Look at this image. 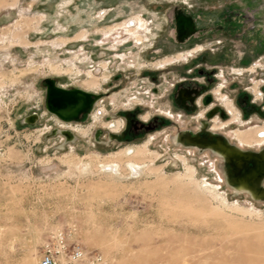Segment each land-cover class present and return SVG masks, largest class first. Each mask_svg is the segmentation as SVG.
I'll return each instance as SVG.
<instances>
[{
  "label": "rangeland",
  "instance_id": "rangeland-1",
  "mask_svg": "<svg viewBox=\"0 0 264 264\" xmlns=\"http://www.w3.org/2000/svg\"><path fill=\"white\" fill-rule=\"evenodd\" d=\"M48 80L92 106L59 120ZM261 131L264 0H0V264L55 231L105 264H264V198L181 139L261 155Z\"/></svg>",
  "mask_w": 264,
  "mask_h": 264
},
{
  "label": "bare ground",
  "instance_id": "bare-ground-1",
  "mask_svg": "<svg viewBox=\"0 0 264 264\" xmlns=\"http://www.w3.org/2000/svg\"><path fill=\"white\" fill-rule=\"evenodd\" d=\"M251 133L254 134L253 131ZM253 134L252 137L251 135H249V138V136H244L239 133L237 137L241 142L249 145L252 144L251 142L254 140V143L260 141V139L254 137ZM181 139H186L188 142L196 143L201 146L204 145L215 148L217 152L222 154L225 160H231V164H229V166L232 169V181H234L235 183V190L239 193L247 192L254 197L264 198V188L261 186V182L264 177V155H254L253 153L243 152L241 151L243 149H241L239 152H234L224 144L218 143L217 146H215L210 140L201 139L200 137H192L190 134H183ZM248 161L252 162V166H249ZM127 165L129 171L133 174L138 171L137 165L133 163H128ZM112 167H114V164H109L108 168L106 169L115 171L114 169H112ZM248 183H251V185H249Z\"/></svg>",
  "mask_w": 264,
  "mask_h": 264
},
{
  "label": "water",
  "instance_id": "water-1",
  "mask_svg": "<svg viewBox=\"0 0 264 264\" xmlns=\"http://www.w3.org/2000/svg\"><path fill=\"white\" fill-rule=\"evenodd\" d=\"M92 97V94L79 89L66 90L55 86L51 80L46 81L45 106L47 111L59 120L69 121L78 119L80 114L86 112L92 106L94 101ZM227 147L230 148L229 146ZM230 149L234 152L240 151L235 148ZM226 161L228 164H231V160ZM248 162L250 163L251 161ZM249 166H252V163Z\"/></svg>",
  "mask_w": 264,
  "mask_h": 264
},
{
  "label": "built area",
  "instance_id": "built-area-1",
  "mask_svg": "<svg viewBox=\"0 0 264 264\" xmlns=\"http://www.w3.org/2000/svg\"><path fill=\"white\" fill-rule=\"evenodd\" d=\"M38 264H105L102 257L85 251L77 244L69 245L62 231H55L45 241Z\"/></svg>",
  "mask_w": 264,
  "mask_h": 264
},
{
  "label": "flooded vegetation",
  "instance_id": "flooded-vegetation-1",
  "mask_svg": "<svg viewBox=\"0 0 264 264\" xmlns=\"http://www.w3.org/2000/svg\"><path fill=\"white\" fill-rule=\"evenodd\" d=\"M139 19H141V18H139ZM142 20V19H141ZM182 21H180L179 22V24H178V26H179V34H178V36H179V40L181 41V42H189L191 39H194V38H197V36H198V32L195 30V27H194V25H193V23H191L190 21H188V20H183V19H181ZM138 21H140V20H138ZM143 22H144V20H142ZM145 23V22H144ZM125 24H126V26L127 27H129V28H134V26H135V21L134 20H131V21H129V20H127L126 22H125ZM162 24V23H161ZM161 24H159V26L158 25H154V28H155V30L156 29H159L160 27H161ZM114 30H118V29H122L123 27H122V25H121V23L120 24H116V25H114ZM131 29H128V28H126L125 29V34H131ZM143 35H145V34H143ZM150 35H152L151 33H150ZM147 38V37H146ZM145 38V39H146ZM144 42H146V44H149V42L147 41V40H145ZM121 45V44H120ZM122 46V45H121ZM166 50V48H165V46H163V47H160V49H159V52H163V53H166L167 51H165ZM168 50V49H167ZM156 65H159V66H161L160 65V63H158V64H156ZM190 95V94H189ZM180 96H181V98H183V99H185L186 97H188V92H185V91H182L181 93H180ZM239 133L238 132H236V133H234V136H235V139L240 143V144H242V145H246V144H244L243 142H241L239 139H238V137H237V135H238ZM264 139V131H261V140H263ZM259 144V143H258ZM247 146V145H246Z\"/></svg>",
  "mask_w": 264,
  "mask_h": 264
}]
</instances>
